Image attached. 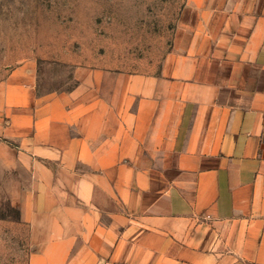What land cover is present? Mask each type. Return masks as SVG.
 I'll return each instance as SVG.
<instances>
[{"label":"crops","instance_id":"crops-1","mask_svg":"<svg viewBox=\"0 0 264 264\" xmlns=\"http://www.w3.org/2000/svg\"><path fill=\"white\" fill-rule=\"evenodd\" d=\"M0 167L30 264H264V0H186L157 69L8 70Z\"/></svg>","mask_w":264,"mask_h":264},{"label":"rangeland","instance_id":"rangeland-1","mask_svg":"<svg viewBox=\"0 0 264 264\" xmlns=\"http://www.w3.org/2000/svg\"><path fill=\"white\" fill-rule=\"evenodd\" d=\"M186 0H0V77L32 57L157 69ZM45 85H67L69 69L46 66ZM0 167V264H30V227Z\"/></svg>","mask_w":264,"mask_h":264}]
</instances>
